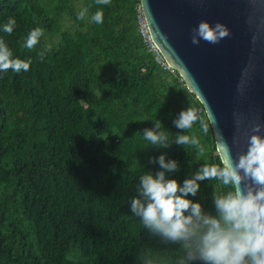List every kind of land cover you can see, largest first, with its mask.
<instances>
[{
  "label": "trees",
  "instance_id": "16d2710c",
  "mask_svg": "<svg viewBox=\"0 0 264 264\" xmlns=\"http://www.w3.org/2000/svg\"><path fill=\"white\" fill-rule=\"evenodd\" d=\"M140 8L141 0H0V39L13 58L32 61L28 71H0V264H176L183 255L131 212L139 178L161 170L153 161L162 154L178 162L168 178L181 184L223 159L203 104L140 34ZM98 10L101 24L91 20ZM37 27L44 34L29 50ZM46 37L59 41L47 48ZM191 106L209 131L197 122L184 134L203 153L172 143L182 133L173 121ZM157 119L172 143L166 149L143 138ZM199 183L188 198L214 215L213 194L226 189Z\"/></svg>",
  "mask_w": 264,
  "mask_h": 264
},
{
  "label": "clouds",
  "instance_id": "9594fccd",
  "mask_svg": "<svg viewBox=\"0 0 264 264\" xmlns=\"http://www.w3.org/2000/svg\"><path fill=\"white\" fill-rule=\"evenodd\" d=\"M98 5H110L111 0H95ZM87 9L79 11L77 18L84 20ZM103 11H96L91 20L103 23ZM16 20L9 18L3 25L7 34L13 32ZM44 30L32 29L24 47L32 50L38 43ZM230 29L223 23L215 25L201 20L192 29L191 43L199 45L203 40L209 44H218L230 36ZM255 42V41H253ZM41 59L43 53L39 54ZM32 61L13 58V52L3 39H0V71H28ZM243 90L242 84L238 86ZM199 122L203 133L209 131L206 121L198 109L189 107L182 110L173 121L176 128L182 130L175 135L178 145L195 147L200 153L204 147L195 135L184 134ZM154 128H146L143 138L156 148H168L169 135L160 120H154ZM215 124V121L212 122ZM237 125L241 123L239 116ZM264 125L255 124L247 139L246 152L232 156L231 146L223 140L224 158L221 165L205 163L197 172L186 178L181 184L168 174L179 169L176 160L166 159L162 154L154 159L160 171L153 174L145 172L139 178L138 196L130 204L131 212L140 218L144 228L164 243L178 244L183 249L176 264H264ZM137 134V133H136ZM218 180L226 189L214 192L215 214L206 212L195 197L200 190V181ZM243 185V187H242Z\"/></svg>",
  "mask_w": 264,
  "mask_h": 264
},
{
  "label": "water",
  "instance_id": "95a60500",
  "mask_svg": "<svg viewBox=\"0 0 264 264\" xmlns=\"http://www.w3.org/2000/svg\"><path fill=\"white\" fill-rule=\"evenodd\" d=\"M141 6L167 64L203 104L222 159L217 131L233 157L246 152L252 127L264 125V0H141ZM201 20L225 24L230 36L193 45Z\"/></svg>",
  "mask_w": 264,
  "mask_h": 264
},
{
  "label": "built area",
  "instance_id": "2783aa9c",
  "mask_svg": "<svg viewBox=\"0 0 264 264\" xmlns=\"http://www.w3.org/2000/svg\"><path fill=\"white\" fill-rule=\"evenodd\" d=\"M138 22H139V32L142 35L144 41L150 46L151 51H153L156 54L158 62L164 68L171 69V67L167 64L165 58L163 57L162 53L159 51L158 47L156 46V44L154 43L152 39L142 6L139 9Z\"/></svg>",
  "mask_w": 264,
  "mask_h": 264
},
{
  "label": "rangeland",
  "instance_id": "374dc122",
  "mask_svg": "<svg viewBox=\"0 0 264 264\" xmlns=\"http://www.w3.org/2000/svg\"><path fill=\"white\" fill-rule=\"evenodd\" d=\"M78 6H82L81 1L75 2ZM65 26H70V22L69 21H65ZM59 40L58 38L54 37L52 38V40L49 39V37H46V42L45 45L47 48L51 47L54 43H57Z\"/></svg>",
  "mask_w": 264,
  "mask_h": 264
}]
</instances>
